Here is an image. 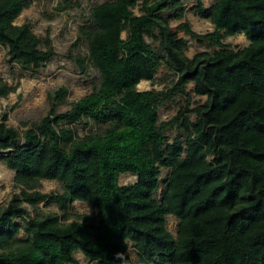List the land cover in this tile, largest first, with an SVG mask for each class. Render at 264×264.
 Segmentation results:
<instances>
[{"label":"trees","instance_id":"trees-1","mask_svg":"<svg viewBox=\"0 0 264 264\" xmlns=\"http://www.w3.org/2000/svg\"><path fill=\"white\" fill-rule=\"evenodd\" d=\"M195 1L196 13L215 31L180 29L220 50L187 57L186 42L163 17L181 5L177 0H112L94 6L91 25L79 31L75 47L87 41L88 58H72L84 74L90 61L100 85L64 114L56 109L68 90L49 94L48 115L23 137L4 115L0 154L9 153L3 161L16 173L20 193L0 208V264H78V252L93 264H136L128 256L131 244L138 264H264V0H217L209 9ZM29 6L0 0V45L23 68H39L56 53L50 41L41 50L29 25L15 24ZM176 13L180 19L183 10ZM240 35L250 43L242 50L222 43ZM146 38L159 42L161 52ZM162 64L178 78L172 95L185 97L194 84L207 102L161 124L167 93L138 86L154 82ZM14 90L0 79V99ZM86 121L100 129L83 139L62 127ZM172 126L180 135L169 144L165 132ZM163 168L170 174L158 201ZM126 174L138 180L121 187ZM43 181L62 183L63 193H41ZM45 201L57 204L63 218L33 217L29 209ZM75 202L97 216L71 221ZM168 216L180 222L176 237Z\"/></svg>","mask_w":264,"mask_h":264},{"label":"rangeland","instance_id":"rangeland-1","mask_svg":"<svg viewBox=\"0 0 264 264\" xmlns=\"http://www.w3.org/2000/svg\"><path fill=\"white\" fill-rule=\"evenodd\" d=\"M30 6L25 9L15 24L18 26L29 25L32 31L42 41L41 50H47L46 42L50 41L56 56L49 63L39 68H23L13 62L9 55V50L0 45V79L9 84L15 90L8 97L0 99V123L7 114L6 124L14 128L21 137L26 130L40 124L48 115L51 104L49 94L58 91L61 88L68 90L65 100L57 106L56 112L64 114L71 110L72 106L89 96L93 90L100 85L101 75L93 67L90 61L87 62L88 72H81L72 58L83 56L88 58L87 41L81 42L80 46L75 47L81 28L91 25L92 10L94 6L104 4L112 0H27ZM181 3L178 8L165 12L163 17L169 22L172 29L178 32V38L187 44L186 55L193 59L199 54L209 53L220 50L218 46L208 42L198 41L186 32L182 31L181 26L188 24L192 31L197 35H207L215 31V27L209 20L202 19L195 11L197 3L195 0H177ZM217 0H203L204 6L212 8ZM183 10L180 19L176 18L177 10ZM134 13L140 15L139 9ZM222 34L225 35V32ZM123 39L127 40V33H123ZM147 43L152 45L157 52H161L159 42L146 38ZM222 43L234 51L242 50L249 46V41L244 35L235 37H226ZM178 78L174 72H171L162 64L158 69L154 82H142L138 86V91H157L167 93V100L159 109V122H172L186 107L195 110L197 107L207 102L206 97L198 96L195 93V85L187 86V96L180 94L172 95ZM190 118L196 121V114H191ZM62 127H70L80 139L96 134L100 127L92 121H86L82 124ZM180 135L176 126L168 128L165 132V138L169 144ZM183 136V142L186 140ZM6 155L0 154V208L6 207L12 197L20 193L16 187V173L10 170L4 163L3 158ZM160 178L161 188L157 194V200L161 201L165 190V181L169 177L170 170L162 169ZM137 176L126 174L120 177V186L126 187L136 183ZM62 183L56 181H43L40 192L43 194H62ZM31 215L36 214H58L63 218V213L57 204L45 201L38 206V210L29 209ZM69 213L73 216L71 221L76 220L75 216L88 215L97 216V212L91 209L84 202H75ZM17 224L23 225L22 221ZM179 220L174 216L167 217L168 231L176 237L178 234ZM21 239H26L22 232ZM129 258L138 264L139 260L133 244L128 251ZM78 264H93L82 253L74 255Z\"/></svg>","mask_w":264,"mask_h":264},{"label":"water","instance_id":"water-1","mask_svg":"<svg viewBox=\"0 0 264 264\" xmlns=\"http://www.w3.org/2000/svg\"><path fill=\"white\" fill-rule=\"evenodd\" d=\"M5 155H6V156H8V155H9V153H5Z\"/></svg>","mask_w":264,"mask_h":264}]
</instances>
